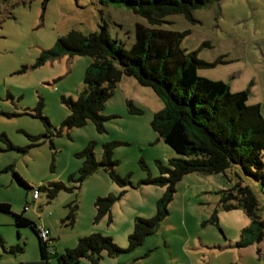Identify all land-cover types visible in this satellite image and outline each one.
I'll return each mask as SVG.
<instances>
[{
	"label": "rangeland",
	"instance_id": "374dc122",
	"mask_svg": "<svg viewBox=\"0 0 264 264\" xmlns=\"http://www.w3.org/2000/svg\"><path fill=\"white\" fill-rule=\"evenodd\" d=\"M204 2L193 13L195 21L171 16L165 27L190 32L183 47L212 65L201 76L222 80L233 92L252 85L248 104L261 105L264 117V0ZM137 21L145 22L131 10L101 0H0V202L10 204L16 214L26 209L24 216L48 230L54 254L75 248L94 233L128 249L136 219L154 217L158 202L169 195L170 174L160 164L168 167L177 155L152 126L164 108L157 94L124 76L102 112L107 120L101 130L93 122L62 127L70 115L62 98H79L91 59L62 55L43 60L71 30L89 34L104 24L112 38L130 49ZM90 146L100 166L81 180ZM105 146H113V164L106 159ZM14 173L32 189L21 186ZM159 178L167 181L151 183ZM237 181L254 192L264 220V181L235 170L227 178L192 172L175 183L170 214L153 235L116 258L103 253L99 264H264V240L236 247L251 220L243 209L227 211L221 202ZM50 183H62L64 189L54 198L45 191L34 195ZM110 195L117 198L112 220L110 215L97 220V199ZM0 235L7 250L24 245L17 256L0 246V264L46 263L37 235L30 228H17L12 215L0 212ZM48 264L59 263L51 255ZM80 264L92 263L82 259Z\"/></svg>",
	"mask_w": 264,
	"mask_h": 264
},
{
	"label": "trees",
	"instance_id": "16d2710c",
	"mask_svg": "<svg viewBox=\"0 0 264 264\" xmlns=\"http://www.w3.org/2000/svg\"><path fill=\"white\" fill-rule=\"evenodd\" d=\"M101 3L125 7L145 22H136L135 42L130 49L119 39L112 38L107 24H104L100 31L89 34L71 30L66 37L58 39L54 49L46 52L43 60L62 55L91 59L79 98H62L70 111L62 127L80 128L93 122L101 130L107 120L102 112L117 85L124 76L135 78L143 87L151 88L164 103V108L155 114L152 126L177 155L169 161L168 167L159 163L161 171L170 174L172 184L169 195L158 202L154 217L136 219L125 250L119 248L112 238L94 233L81 238L75 248L67 249L61 255L54 254L52 241L43 242L40 228L24 216L26 209L23 214H16L10 204L0 202V212L12 215L17 228H30L37 235L42 259L47 264L51 255L59 264H79L82 259L99 264L103 253L116 258L137 249L167 219L175 183L189 173L205 172L227 178L235 170L236 174L239 171L264 181V117L261 105L248 104L252 85L246 90L233 92L228 83L201 76L200 71L212 65L200 60L198 52H189L183 47L190 32L165 27L171 16L180 15L195 21L193 13L205 5L204 0H101ZM43 106L42 102L38 106L40 113ZM42 119L50 127L49 120ZM2 137L10 149L15 148L4 135ZM92 148L90 146L84 153L90 158L81 169V180L99 169ZM112 148L105 146V156L110 164H113ZM14 176L21 186L32 189L19 174L14 173ZM112 176L119 178L114 173ZM166 181L159 178L151 183L164 184ZM62 189V183H50L41 187L39 192H48L49 198H54ZM224 193L221 202L225 210L241 208L251 220V224L243 229L242 239L236 247L247 248L262 242L264 220L258 215V200L251 188L237 181L231 190ZM116 200L112 195L98 198L96 219L110 215L111 221ZM74 218V213H71L69 219L72 223ZM212 221L218 224L216 216ZM0 246L10 255L24 252V245L7 250L1 235Z\"/></svg>",
	"mask_w": 264,
	"mask_h": 264
},
{
	"label": "built area",
	"instance_id": "2783aa9c",
	"mask_svg": "<svg viewBox=\"0 0 264 264\" xmlns=\"http://www.w3.org/2000/svg\"><path fill=\"white\" fill-rule=\"evenodd\" d=\"M39 194H40L39 190H34V195L35 196H39ZM49 235H50V233H49L48 230L40 229V237L42 238L43 242L46 243V242H48V240H50L49 239Z\"/></svg>",
	"mask_w": 264,
	"mask_h": 264
},
{
	"label": "crops",
	"instance_id": "0c3cea01",
	"mask_svg": "<svg viewBox=\"0 0 264 264\" xmlns=\"http://www.w3.org/2000/svg\"><path fill=\"white\" fill-rule=\"evenodd\" d=\"M204 77V76H203ZM207 78V77H206ZM210 79V78H209ZM49 262V261H48ZM32 264H47V263H43V262H41V261H38V263H32ZM80 264V263H79Z\"/></svg>",
	"mask_w": 264,
	"mask_h": 264
}]
</instances>
